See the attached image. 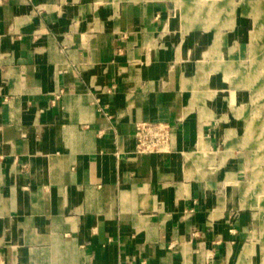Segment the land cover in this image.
I'll list each match as a JSON object with an SVG mask.
<instances>
[{
    "label": "crops",
    "instance_id": "crops-1",
    "mask_svg": "<svg viewBox=\"0 0 264 264\" xmlns=\"http://www.w3.org/2000/svg\"><path fill=\"white\" fill-rule=\"evenodd\" d=\"M190 4L0 0V264H264V132L245 92L260 8L215 53L217 20L183 35ZM145 122L171 139L136 155Z\"/></svg>",
    "mask_w": 264,
    "mask_h": 264
},
{
    "label": "rangeland",
    "instance_id": "rangeland-1",
    "mask_svg": "<svg viewBox=\"0 0 264 264\" xmlns=\"http://www.w3.org/2000/svg\"><path fill=\"white\" fill-rule=\"evenodd\" d=\"M197 4H193V5H188V11L187 14L189 15L187 20H184L183 22L186 23L184 26H186V29H184L185 31H183V35H186L188 32L192 31V30H204V27H202V23L205 22H209V21H216L217 23H213L211 25H207L208 27H206L208 30H212V32H217L216 33V38L219 37L218 41H217V45L215 46V50L217 52H219V40L222 34V30L228 28H236V21H245V23L247 21H251V17H253V12H255L257 9L260 8V11H256L255 14H258V24L255 25V30H253V26L252 25H248L247 27V31H246V35H248L249 37V31L253 30L251 33V39L252 41H256V39L260 40L259 46L256 45V47L254 49H256V57L254 54V57H252V55L250 56V58L247 59V63L245 64V75H247L246 77V83H253L255 82L259 88L257 90L252 91L251 89L245 91V92H253L254 93V107L249 106L248 109L252 110L254 109V115L252 116L255 120V129H258L261 133H263V129H264V0H196ZM205 2H207L205 9H204V5ZM210 2H216L217 4L215 5L214 8L210 9ZM255 3L260 4L259 7L258 5H255ZM201 6V9H198L197 7ZM194 13L197 14V19L194 20L196 21V25L195 23H193V28H190L192 26L191 25V17H194ZM208 14V16H207ZM211 17V18H210ZM176 18H177V11H176ZM207 19V21H206ZM255 19V18H254ZM256 20V19H255ZM219 21V22H218ZM222 24H220V22H222ZM182 22V21H181ZM197 28V29H196ZM214 35V34H213ZM214 36V37H215ZM208 38V36H207ZM211 38V37H210ZM211 43H213L211 41ZM250 43V41H248V44ZM211 45V44H210ZM254 46V45H253ZM252 47V46H251ZM254 51H252L253 53ZM220 54V53H219ZM214 60L215 57L213 56V54L211 56H207L205 57V59L201 60L199 62V65L203 67L210 61L213 68L210 71L209 76L211 75L212 71L215 69L214 68ZM221 67L227 69L229 68V66H227L228 61L225 60H221ZM232 64V63H231ZM220 67V69H222ZM217 70V69H216ZM202 76L204 75V77L208 78V74H204L202 71ZM231 72L228 75V79L229 81L231 80ZM201 76V77H202ZM198 79V77H195V83L193 84L194 87L197 90V93L199 95V99H202L203 102L205 104H207L209 101L213 100V98L216 96L217 92H212V94H205L204 91H200L199 90V86L197 85L196 80ZM192 89V87H191ZM193 90V89H192ZM208 91V90H207ZM208 98V99H207ZM211 98V99H209ZM202 110V109H201ZM235 112H237V109H233ZM204 111L202 113V117L203 118H215L217 117V114L211 110L210 108H203ZM239 115L241 116L243 114L242 111L238 112ZM247 115L249 116V118H251V111L246 110ZM250 128V127H249ZM249 130V129H248ZM261 156H262V160L264 161V152H261ZM262 172V171H261ZM263 175V174H261ZM238 183L235 179L229 177L228 181H227V185L230 189H235L236 185H238L237 187H239V183ZM256 187H254L253 185H249L247 188V193H251L254 192V189ZM262 190V188H261Z\"/></svg>",
    "mask_w": 264,
    "mask_h": 264
},
{
    "label": "built area",
    "instance_id": "built-area-1",
    "mask_svg": "<svg viewBox=\"0 0 264 264\" xmlns=\"http://www.w3.org/2000/svg\"><path fill=\"white\" fill-rule=\"evenodd\" d=\"M60 95L56 96V100ZM136 155L160 152L168 146L171 139V127L167 123H140L137 125Z\"/></svg>",
    "mask_w": 264,
    "mask_h": 264
},
{
    "label": "bare ground",
    "instance_id": "bare-ground-1",
    "mask_svg": "<svg viewBox=\"0 0 264 264\" xmlns=\"http://www.w3.org/2000/svg\"><path fill=\"white\" fill-rule=\"evenodd\" d=\"M135 1H137V0H135Z\"/></svg>",
    "mask_w": 264,
    "mask_h": 264
}]
</instances>
